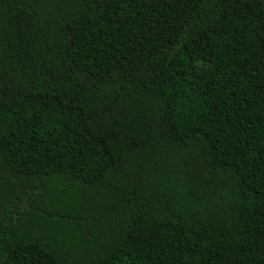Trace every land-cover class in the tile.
Returning <instances> with one entry per match:
<instances>
[{
  "label": "trees",
  "instance_id": "trees-1",
  "mask_svg": "<svg viewBox=\"0 0 264 264\" xmlns=\"http://www.w3.org/2000/svg\"><path fill=\"white\" fill-rule=\"evenodd\" d=\"M0 264H264V0H0Z\"/></svg>",
  "mask_w": 264,
  "mask_h": 264
}]
</instances>
